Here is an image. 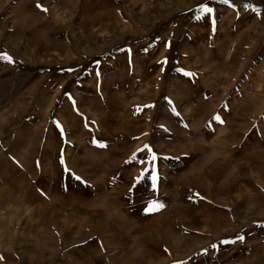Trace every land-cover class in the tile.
Instances as JSON below:
<instances>
[{
	"label": "crops",
	"instance_id": "obj_1",
	"mask_svg": "<svg viewBox=\"0 0 264 264\" xmlns=\"http://www.w3.org/2000/svg\"><path fill=\"white\" fill-rule=\"evenodd\" d=\"M0 57V264H264V0H0Z\"/></svg>",
	"mask_w": 264,
	"mask_h": 264
},
{
	"label": "snow or ice",
	"instance_id": "obj_2",
	"mask_svg": "<svg viewBox=\"0 0 264 264\" xmlns=\"http://www.w3.org/2000/svg\"><path fill=\"white\" fill-rule=\"evenodd\" d=\"M225 2H227V0H225ZM37 7H41V6L38 4ZM206 11L211 12L212 9H211V8H207ZM3 58H7V59H9V61L11 60L10 57H0V59H3ZM214 119H218V117H214ZM241 239H242V238H241Z\"/></svg>",
	"mask_w": 264,
	"mask_h": 264
}]
</instances>
